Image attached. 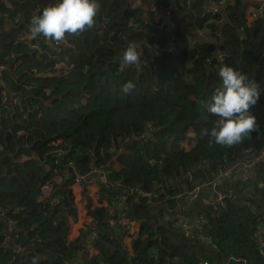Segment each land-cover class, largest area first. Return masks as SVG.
I'll list each match as a JSON object with an SVG mask.
<instances>
[{
  "label": "trees",
  "instance_id": "obj_1",
  "mask_svg": "<svg viewBox=\"0 0 264 264\" xmlns=\"http://www.w3.org/2000/svg\"><path fill=\"white\" fill-rule=\"evenodd\" d=\"M222 1L96 0L93 25L66 32L55 45L33 38L29 23L57 0H0V264H77L84 232L67 240L77 220L71 187L93 169L107 179L95 183L98 207L87 198L97 252L79 264H263L256 233L264 227L263 161L246 180L221 182L217 190L230 194L222 205L178 198L264 151V19L248 27L241 0L206 14ZM169 24L175 28L165 32ZM195 32L203 37L195 40ZM129 45L138 46L139 68L121 66ZM218 52L224 66L261 87L249 110L258 128L231 147L214 142L210 131L220 117L206 110L221 86ZM127 82L134 87L124 92ZM5 86L18 105L2 104ZM189 130L196 145L185 151ZM54 141L58 148L49 146ZM55 149L64 154L56 160ZM57 176L62 182L39 202L41 187ZM139 190L150 199H137ZM117 204L121 210L110 211ZM120 214L138 224L132 255L126 232L109 226ZM179 214L204 218L209 241L185 237L174 225ZM9 222L17 238L9 237Z\"/></svg>",
  "mask_w": 264,
  "mask_h": 264
},
{
  "label": "clouds",
  "instance_id": "obj_2",
  "mask_svg": "<svg viewBox=\"0 0 264 264\" xmlns=\"http://www.w3.org/2000/svg\"><path fill=\"white\" fill-rule=\"evenodd\" d=\"M97 12L96 0H57L31 18L29 33L33 38L43 36L58 41L66 32L76 33L85 27H91ZM139 55L138 46L129 45L120 58L121 63L137 64ZM218 75L221 86L206 106L208 112L220 117L216 126L211 129L210 136L216 144L231 147L257 130L256 118L249 110L257 103L261 87L230 66L220 68ZM133 87L131 82H127L122 91L128 92Z\"/></svg>",
  "mask_w": 264,
  "mask_h": 264
},
{
  "label": "built area",
  "instance_id": "obj_3",
  "mask_svg": "<svg viewBox=\"0 0 264 264\" xmlns=\"http://www.w3.org/2000/svg\"><path fill=\"white\" fill-rule=\"evenodd\" d=\"M222 2L213 4V7L206 10V14L211 17L215 16L218 12V7L222 6ZM259 18L264 19V0H259L255 9L248 16V19L251 22H254L255 20ZM174 28L175 26L173 24H169L166 27L165 32L172 31ZM216 36L219 39L217 42H220V36L219 35H216ZM197 37L202 38L203 37L202 32H198ZM60 41H62V39L58 41L56 40L55 45H57ZM217 46L219 45L217 44ZM32 48L38 49L37 44L32 45ZM217 55H218L217 56V68L219 72V69L224 67L223 60L225 56L221 54L220 52H218ZM143 63H144L143 60H139V63L137 64L124 65L121 63V66H126L127 69H134V68L136 69V68H139L141 65H143ZM1 101H2V104L16 106L20 103V98L18 96L10 94L8 92L7 87L5 86L4 90L1 92ZM58 145H59V141H54L49 144V146L53 148H58ZM181 147L183 148L182 145ZM61 155L63 156L64 154L59 149H55L52 151L53 159ZM262 159L264 161V151L260 154L259 158L248 160L246 162L244 161L241 163L242 166L240 167L234 164L230 168L225 170V172H221L215 180L209 183L197 186L191 192L187 194H181L178 198L186 199L188 204H192L193 202L197 200L199 201V199L202 197L203 202L206 205L208 203L210 207L214 208V207H217L218 205H222L225 198L230 197V194L223 195L220 191L217 190V187L220 186L221 182H223L224 180L231 181L232 175H236L237 178L239 176L241 180H246L247 178H249V176L253 172L254 165L262 161ZM72 165L73 164L68 162L69 167ZM247 173H248V176H247ZM188 175L189 173H186V177H188ZM55 178H60V181L56 182ZM55 178H53L50 182H47L43 187H41L40 195L41 194L45 195L46 196L45 199H48L53 191L52 184H60L62 182V178L60 176H57ZM219 178L221 179L218 181ZM82 182L85 183L84 187L86 188L88 185L94 184V182L100 183V184H107V179L102 169H93L89 174H87L84 177L77 175L73 184L82 187L80 185ZM207 190L209 191L208 193L209 197H205V194H204V192ZM150 196L151 194L149 192H143L141 190H139L137 193V199H141V198L150 199ZM44 200H39V202L44 201ZM123 200L124 198L122 199V201ZM102 204H105L106 206L108 205L107 202L102 203ZM121 206L122 204L121 205L117 204L113 208H110V211H113L116 207H118L120 211ZM0 215H3V212H1ZM177 217L179 218V222H175L174 225L179 226L181 228V230L184 232L185 237L196 240V241L197 240H202L205 242L209 241V239L207 238L208 236H205L202 234V232L206 231L205 230L206 222L204 218L201 217V218H196L195 220H189L185 217L184 214H179ZM119 218H120L119 222L110 221L109 226L113 229L117 227H121L126 232V236L130 237L134 233V228L135 227L138 228V224L135 222L129 221L125 217L124 214H120ZM89 224L90 222L86 224L84 227V237L81 242V249L77 251V254H76V257L78 260L77 264H79V260L82 261L83 258H85V260L90 259L92 257V256L90 257V250L91 251L96 250L94 246H95V240L97 239V235L95 231H92L90 230V228H88ZM13 232L14 231H13L12 224L9 222V227H8L9 237H11L12 239H14V237L17 238V236H13ZM256 233H257V238L259 240L258 251H259L260 256L264 260V227L261 232H256ZM19 252L20 250L18 248L15 249V254H18ZM237 263L246 264L244 261L240 259H233V258H230L223 264H237ZM200 264H209V263L207 261H203Z\"/></svg>",
  "mask_w": 264,
  "mask_h": 264
},
{
  "label": "crops",
  "instance_id": "obj_4",
  "mask_svg": "<svg viewBox=\"0 0 264 264\" xmlns=\"http://www.w3.org/2000/svg\"><path fill=\"white\" fill-rule=\"evenodd\" d=\"M241 1L243 3V16H244V19H245V23H246V25L248 27H251L253 22H251L248 19V16L255 9V7L257 6L259 0H241ZM233 2H234V0H223L222 8H226L227 6L232 5ZM3 29L6 30L7 26L4 25ZM195 33H197V32H195ZM21 38L30 41V36L29 35H24ZM194 38H195V40L199 39L197 37V35ZM187 138L188 139L186 140V142L184 144H182V146L185 149V151L191 150L196 145V140L194 138V134H193L192 131L188 132ZM23 159H26V158L25 157H20L19 160L21 161ZM55 180H56V182H59L60 178H55ZM95 183L96 182H94V184H92V185H88L86 188L85 187L82 188V187H80L78 185H75V184H73L72 187H71L74 199H75V192H74L75 188L78 189V198L76 197V199L78 200V204H82V211L75 207L76 210H77V220L76 221H71V223H70V228H69V232H68V235H67V240L69 242H72L75 239H77L80 236L81 231L84 232L85 225L90 222V218H88L89 216L85 215V211H84V205H85V203L87 201V198H89L91 200L92 208L98 207V204H99V200L97 202V198H98V196H97L98 193L97 192H98V190L95 188V186H96ZM206 193H209V191L207 190V191L204 192V194H206ZM83 195H86V200L84 199ZM102 205L106 206L105 204H102ZM137 231H138V228L135 227L134 228V233L131 236H133ZM131 236L127 237L125 235V237L123 238V243H124V245L126 247V250L129 252L130 255H132V246H131V240L132 239H131ZM96 252H97L96 250H93V252L90 255V257L93 256L94 254H96Z\"/></svg>",
  "mask_w": 264,
  "mask_h": 264
},
{
  "label": "rangeland",
  "instance_id": "obj_5",
  "mask_svg": "<svg viewBox=\"0 0 264 264\" xmlns=\"http://www.w3.org/2000/svg\"><path fill=\"white\" fill-rule=\"evenodd\" d=\"M138 4V3H137ZM147 17V20L149 21L150 24H154V25H158L160 23V16L158 17H153V18H150L149 16H147V14H145V18ZM33 74H36L37 72L35 70L32 71ZM25 160V159H23ZM264 162V161H263ZM247 176H248V173H247ZM231 181L233 182H236L237 181V176L236 175H232L231 177ZM95 188L98 190V187L95 186ZM264 189V186H260L259 187V190H263ZM75 199H74V205L77 209L81 210L82 211V204H78V200L76 199V197L78 198V189L75 188ZM84 199L86 200V195H83ZM205 197H209V194L206 193L205 194ZM46 198L45 195L41 194V197L39 196V200H44ZM91 201V200H90ZM97 202H98V198H97ZM92 203V202H91ZM200 203H204V202H200ZM205 204V203H204ZM85 205L87 206V201L85 203ZM84 205V211H85V215H87V210H86V206ZM207 206L210 207L207 203ZM89 218V217H88ZM71 222V221H70ZM93 251L90 250V255L92 254Z\"/></svg>",
  "mask_w": 264,
  "mask_h": 264
},
{
  "label": "water",
  "instance_id": "obj_6",
  "mask_svg": "<svg viewBox=\"0 0 264 264\" xmlns=\"http://www.w3.org/2000/svg\"><path fill=\"white\" fill-rule=\"evenodd\" d=\"M262 161H263V159H262Z\"/></svg>",
  "mask_w": 264,
  "mask_h": 264
}]
</instances>
